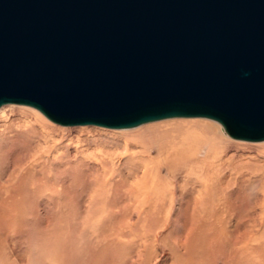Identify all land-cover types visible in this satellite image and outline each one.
I'll use <instances>...</instances> for the list:
<instances>
[{
    "label": "bare ground",
    "instance_id": "1",
    "mask_svg": "<svg viewBox=\"0 0 264 264\" xmlns=\"http://www.w3.org/2000/svg\"><path fill=\"white\" fill-rule=\"evenodd\" d=\"M4 108L0 264H25L49 229L62 264H264V242L249 240L257 225L255 199L264 196V151L249 158L259 172L251 162L228 172L223 161L233 137L217 120L177 119L118 135L99 131L84 137L86 148L65 146L54 156L45 146L47 119L20 107L24 117L36 118L17 127ZM97 140L103 147L90 151ZM163 166L188 170L189 185L168 188ZM135 216L142 231L133 246L122 237ZM241 218L245 228L238 233Z\"/></svg>",
    "mask_w": 264,
    "mask_h": 264
},
{
    "label": "water",
    "instance_id": "2",
    "mask_svg": "<svg viewBox=\"0 0 264 264\" xmlns=\"http://www.w3.org/2000/svg\"><path fill=\"white\" fill-rule=\"evenodd\" d=\"M61 125L206 117L264 140V0H0V107Z\"/></svg>",
    "mask_w": 264,
    "mask_h": 264
},
{
    "label": "rangeland",
    "instance_id": "3",
    "mask_svg": "<svg viewBox=\"0 0 264 264\" xmlns=\"http://www.w3.org/2000/svg\"><path fill=\"white\" fill-rule=\"evenodd\" d=\"M6 109V111L8 112V114L11 116H13L12 114H15V118H16V122H14V124L18 127V126H23L26 125L28 123H30L31 121H33L32 118H36V116H34L33 114H29L30 117H24V113L22 112L23 109H19L20 107H23L24 109L27 110H32L35 111L36 113H38L40 116H43L45 119H47L49 121V123L52 125L50 126L47 130H46V149L50 150L52 152V154L54 156L58 155L59 153H61L63 147L65 146H70L71 148H77V147H85V142H84V137L88 136L87 138L89 139H94L95 133H98L99 131H108L114 135H118L121 133H126V132H130V131H136L137 129H139L140 127L144 126L145 124H163L165 122H172L174 120H183V121H196L199 119H205V120H209V121H213L210 118H206V117H173V118H166V119H160V120H155V121H150L147 123H143V125H138L136 127H130V128H122V129H114V128H108V127H103V126H98V125H60L58 123H54L52 121H50L48 118H46L39 110L28 106V105H22V104H6L4 105ZM5 113V112H4ZM6 114V113H5ZM5 114H4V119H5ZM20 115H23L22 119L19 120V117H21ZM13 116V117H14ZM32 117V118H31ZM3 117L0 120H4ZM5 120H8V118H6ZM4 120V122H5ZM215 122V121H214ZM3 123V122H2ZM187 127V126H186ZM44 138V139H45ZM232 139V138H231ZM100 141L97 140L96 144L92 145L90 148V151H97L100 150L101 147H103V143L99 144ZM264 144V140L261 141H248V140H241V139H234L232 142H228L226 151L228 152V154L224 157V167L225 170L232 171L234 170L233 168L237 167V166H242L243 169H246L247 165L245 163H250V157H254L257 154H261V151H264V149L259 148L261 146H263ZM100 145V146H99ZM81 148V149H84ZM232 155H234L233 157H231ZM238 155V156H237ZM241 155V157L239 156ZM242 158V159H241ZM245 159V160H243ZM249 159V160H247ZM243 160V161H242ZM253 163V169L254 172L257 173L261 170L260 166L254 162ZM188 170H181V169H177V168H171V169H167V167L163 166L162 168V179L165 183L166 186H168V188H171L174 185H179L182 189L186 188L189 185L188 179L186 178V174L188 173ZM177 194L174 192V202L176 200V196ZM255 203L254 205H256V209L254 210V215L257 217V225L255 227V229L252 232V236L249 238L250 241H255V242H264V196H258L255 199ZM258 201V202H257ZM175 208V205H174ZM223 211L225 215H228L229 213V208L225 205H223ZM246 218V217H245ZM245 218H241V224L238 228V233H242L244 230V226H245V222L244 219ZM136 222V216L133 217L130 222H129V236L127 237H122L125 239H130L133 242V246H135L136 244L139 243L140 238H141V231H142V225L139 222L138 224H135ZM232 223H230L231 225ZM172 225V221L169 220L167 222V224L165 225V227L163 229L160 230V233H164L165 231H167ZM163 248V247H161Z\"/></svg>",
    "mask_w": 264,
    "mask_h": 264
},
{
    "label": "clouds",
    "instance_id": "4",
    "mask_svg": "<svg viewBox=\"0 0 264 264\" xmlns=\"http://www.w3.org/2000/svg\"><path fill=\"white\" fill-rule=\"evenodd\" d=\"M25 264H62L59 258V241L51 229L34 245L25 259Z\"/></svg>",
    "mask_w": 264,
    "mask_h": 264
}]
</instances>
